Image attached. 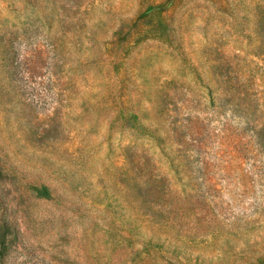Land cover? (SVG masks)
<instances>
[{
	"label": "rangeland",
	"instance_id": "obj_1",
	"mask_svg": "<svg viewBox=\"0 0 264 264\" xmlns=\"http://www.w3.org/2000/svg\"><path fill=\"white\" fill-rule=\"evenodd\" d=\"M0 264H264V0H0Z\"/></svg>",
	"mask_w": 264,
	"mask_h": 264
}]
</instances>
